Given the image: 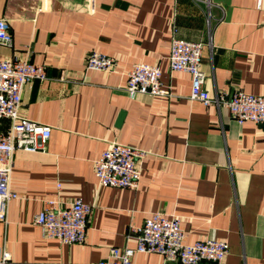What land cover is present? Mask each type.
Returning a JSON list of instances; mask_svg holds the SVG:
<instances>
[{"label":"crops","instance_id":"0c3cea01","mask_svg":"<svg viewBox=\"0 0 264 264\" xmlns=\"http://www.w3.org/2000/svg\"><path fill=\"white\" fill-rule=\"evenodd\" d=\"M0 18L13 38L0 58L46 70L23 87L19 114L51 128L42 147L13 152L17 197L0 220L5 264H98L112 247H135V230L153 212L178 217L185 243L226 241L221 264H264L263 125L192 100L190 75L169 67L173 37L202 41L212 98L264 94V0H0ZM92 51L113 57L115 70H86ZM136 63L158 65L169 93L128 94ZM112 141L144 152L137 188L98 184L94 161ZM76 199L92 206L85 241L46 238L34 216L48 200ZM132 264L164 258L135 253Z\"/></svg>","mask_w":264,"mask_h":264},{"label":"built area","instance_id":"2783aa9c","mask_svg":"<svg viewBox=\"0 0 264 264\" xmlns=\"http://www.w3.org/2000/svg\"><path fill=\"white\" fill-rule=\"evenodd\" d=\"M13 38L7 20L0 18V45L12 46ZM202 41L173 37L169 53L172 71L186 72L191 77L190 98L204 105L215 103L225 106L231 117L239 124L252 121L263 125L264 94L255 95L236 89L229 94L212 98L204 88L205 73L201 69ZM116 68L113 57L92 51L86 56L85 69L112 72ZM125 90L130 95L168 94L169 89L161 83V70L156 64L136 63L127 72ZM46 78L45 66L35 64L28 58H0V121L6 120L5 131H0V220L6 217L7 203L17 197L10 188L12 158L15 149L35 150L49 138L51 128L19 114L23 87L33 80ZM144 152L134 146L109 142L99 158L94 161V175L100 186L137 188L140 169L137 162ZM92 206L76 199L68 206H58L48 200L45 207L33 219L46 238L61 243H83ZM136 246L112 247L108 258L98 264H132L135 253H158L164 264H221L229 251L224 240L204 239L188 244L180 220L176 216L151 213L142 226L135 230ZM9 260V254L0 249V264Z\"/></svg>","mask_w":264,"mask_h":264},{"label":"water","instance_id":"95a60500","mask_svg":"<svg viewBox=\"0 0 264 264\" xmlns=\"http://www.w3.org/2000/svg\"><path fill=\"white\" fill-rule=\"evenodd\" d=\"M123 112L122 113H120V115H119V118H118V123H120L121 122V120H122V117H123Z\"/></svg>","mask_w":264,"mask_h":264}]
</instances>
